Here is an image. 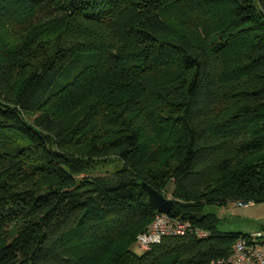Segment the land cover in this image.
I'll use <instances>...</instances> for the list:
<instances>
[{
	"label": "trees",
	"instance_id": "16d2710c",
	"mask_svg": "<svg viewBox=\"0 0 264 264\" xmlns=\"http://www.w3.org/2000/svg\"><path fill=\"white\" fill-rule=\"evenodd\" d=\"M139 181L208 236L132 252ZM261 201L264 0H0V264H210L249 234L206 205Z\"/></svg>",
	"mask_w": 264,
	"mask_h": 264
},
{
	"label": "rangeland",
	"instance_id": "374dc122",
	"mask_svg": "<svg viewBox=\"0 0 264 264\" xmlns=\"http://www.w3.org/2000/svg\"><path fill=\"white\" fill-rule=\"evenodd\" d=\"M166 19L180 30L188 29L181 15L175 11H167ZM121 161L116 157L102 158L95 160V167L92 175H108L120 167ZM173 189V185L169 186ZM166 198H171V191L166 192ZM205 211L216 216L217 229L222 233H244L255 234L264 232V201L238 205L236 202H229L226 206L218 204L206 205ZM20 226L19 221L7 223L4 227V237L11 239ZM2 241H0L1 244ZM264 249V247H263ZM131 251L141 255L144 251L136 243L131 246Z\"/></svg>",
	"mask_w": 264,
	"mask_h": 264
},
{
	"label": "built area",
	"instance_id": "2783aa9c",
	"mask_svg": "<svg viewBox=\"0 0 264 264\" xmlns=\"http://www.w3.org/2000/svg\"><path fill=\"white\" fill-rule=\"evenodd\" d=\"M236 204L244 205L245 203ZM191 231L199 237L208 236L207 232L192 228L188 222L159 213L147 230L137 236V244L141 249L147 250L159 243L165 236L185 235ZM263 240L264 232L241 236L233 244L232 253L227 258L217 262L213 261L210 264H264Z\"/></svg>",
	"mask_w": 264,
	"mask_h": 264
},
{
	"label": "water",
	"instance_id": "95a60500",
	"mask_svg": "<svg viewBox=\"0 0 264 264\" xmlns=\"http://www.w3.org/2000/svg\"><path fill=\"white\" fill-rule=\"evenodd\" d=\"M147 192L149 204L160 214H169L171 212L174 201L166 198L162 193L154 189L151 185L144 181L138 182Z\"/></svg>",
	"mask_w": 264,
	"mask_h": 264
}]
</instances>
